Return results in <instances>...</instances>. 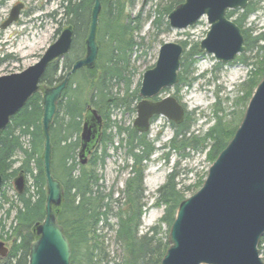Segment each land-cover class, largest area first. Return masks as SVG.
<instances>
[{"label": "trees", "instance_id": "trees-1", "mask_svg": "<svg viewBox=\"0 0 264 264\" xmlns=\"http://www.w3.org/2000/svg\"><path fill=\"white\" fill-rule=\"evenodd\" d=\"M99 1L101 10L95 35L97 59L91 69L80 67L70 74L50 123L51 173L62 188V203L56 220L70 244V264H161L170 245L168 234L175 212L180 202L187 197L184 192L193 188L198 190L207 173L193 185L181 186L178 182L180 172L173 168L156 190L154 205H164L162 216L156 224L141 232L142 215L147 206L143 195L144 171L158 149L157 138L150 139L148 131L140 133L131 123L124 124L115 116L119 112L122 115H134L135 105L140 100L141 78L133 87V76L137 72L135 61L138 59V55L135 53L133 57V53L143 45L144 36L139 38L143 26L142 9L136 15L130 13L136 0ZM183 2L166 0L158 3L153 16L150 13L146 16L152 29L168 31V14ZM92 7L93 0H58L56 10L47 14L53 20L59 17L56 35L64 26L72 28L70 50L62 58L48 64L39 80L40 90L10 117L7 127L0 130V209H3L7 218L14 212L8 231H4L5 226L2 225L5 239L13 241L7 256L0 259V264H27L30 245L36 235L35 227L43 222L46 181L42 160L45 137L41 124V89L58 84L72 64L85 55ZM260 9H263L260 1L249 0L246 8L227 12V18L233 19L241 29L245 46V52L237 56L235 61L248 68L246 78L234 97L232 111L225 113L217 100L213 104L212 125L199 134L191 128L198 120L194 117L195 111H188L182 104L185 107L183 122L179 125L171 121L167 123L173 134L168 143L162 145L168 151L166 158L172 151L180 158L205 152L206 159L213 163L233 138L243 119L247 102L264 76V25L260 30L246 26L250 15ZM155 31L154 34H157ZM179 43L183 47V55L175 92L182 88L188 90L203 76L196 74L195 70L198 57L204 54L199 50V42H191L186 38ZM162 92L167 93L169 89ZM175 98L180 101L179 96ZM88 108L97 111L103 126L98 144L82 164L78 155L80 132ZM109 148L113 152L122 148L125 155L121 169L127 170L128 176L123 187L116 192L114 187L106 188L102 182L101 171L110 156ZM17 163L19 165L14 167ZM20 171L26 182L23 192L19 194L16 191L9 196L6 185H10ZM28 178L31 185H27ZM111 218H115L114 224H111ZM162 224L166 230L162 231ZM110 227L114 230V244L119 251L113 256L105 246L103 233V228ZM263 249L264 235L259 241V254Z\"/></svg>", "mask_w": 264, "mask_h": 264}, {"label": "water", "instance_id": "water-1", "mask_svg": "<svg viewBox=\"0 0 264 264\" xmlns=\"http://www.w3.org/2000/svg\"><path fill=\"white\" fill-rule=\"evenodd\" d=\"M146 2V0H142ZM249 0H184L168 14L171 29L184 30L205 17L209 27L199 41V50L213 55L217 62L230 63L245 52L243 34L228 10L246 8ZM23 4L13 5L5 28L18 20ZM101 3L93 0L85 55L74 62L62 81L42 92V153L46 202L43 222L35 227L27 264H70V244L56 214L62 203V188L51 173L50 123L57 101L71 73L80 67L91 69L97 59L96 31ZM70 26L64 27L37 61L20 72L0 76V130L28 99L39 90L40 78L49 63L68 54L73 39ZM180 43L165 42L157 51L155 66L146 69L139 85L133 127L147 132L153 117L160 116L177 125L183 122L185 108L172 95L153 100L162 90L173 88L183 55ZM243 119L233 138L208 168L203 185L180 202L169 230V248L161 264H264L259 254L264 235V76L253 90ZM103 121L95 109L88 108L80 135L79 159L85 163L101 137ZM2 184L0 175V187ZM19 194L25 187L23 173L14 178ZM8 249L0 242V257Z\"/></svg>", "mask_w": 264, "mask_h": 264}, {"label": "rangeland", "instance_id": "rangeland-1", "mask_svg": "<svg viewBox=\"0 0 264 264\" xmlns=\"http://www.w3.org/2000/svg\"><path fill=\"white\" fill-rule=\"evenodd\" d=\"M148 1V2H147ZM260 1L261 7L258 12L250 15V19L246 26H253L260 30L264 25V0ZM0 76L11 74L24 70L27 66L34 64L37 59L43 54L47 46L52 43L57 35L55 31L58 28V18L53 20L47 14L53 12L58 7V0H0ZM164 3L166 0H136V5L130 13L136 15L142 9V30L139 38L142 39V46L139 51L133 53V57L138 55L135 61L137 72L133 76V87L142 79V74L146 69L154 67L157 58V51L165 42H178L189 39L191 42H199L204 38L209 24L203 16L196 22L195 25L189 26L184 30L171 29L168 31L159 32L152 29L149 19L146 18L150 13L153 16L156 5ZM23 4L18 20L13 24L1 28L3 22L12 9L13 5ZM153 18H151L152 20ZM65 27V26H64ZM154 31L157 34H154ZM141 40V39H138ZM145 52V53H144ZM144 53V54H143ZM195 70L196 74H202L191 88L186 90L182 88L175 92V88H168L169 92H161L158 97L165 98L168 94L179 96L180 101L189 111H195V116L198 120L191 127L196 133H203L212 125V109L213 104L218 100L219 105L225 109V113L232 111V103L234 97L240 89L242 81L246 78L248 68L237 61H230L229 64L217 62L213 55L204 53L198 57ZM220 64V66L218 65ZM44 89V88H43ZM42 90V89H41ZM175 96V97H176ZM249 101V100H248ZM136 113L132 116L126 113L122 115L121 112L117 114L116 119L121 120L124 124L134 121ZM114 116L111 117V120ZM168 121L160 116L154 118L148 129V137L150 139L157 138L156 147L158 149L149 159L144 171V202H146V210L142 215L141 232L146 231L153 224H156L162 216L164 205H154L156 201V190L163 184L169 175L170 171L175 168L180 175L178 182L180 185H193L198 179H201L204 173H207L208 168L212 164L206 159L205 152L191 153L189 157H179L176 152H170L168 158L167 148H162L164 143H168L169 138L173 134V130L167 124ZM113 132V131H112ZM117 143V142H116ZM115 143V145H116ZM124 150L118 149L113 152L112 148L108 149L110 156L105 161V167L102 169L103 185L106 188L114 187V192L118 188L123 187V182L127 178V170L121 169L124 164ZM19 164H15L17 167ZM192 171V172H191ZM29 179V178H28ZM27 185H31V180L27 181ZM9 196L13 195L16 190L13 181L6 188ZM194 189V188H193ZM190 189L185 191V195L191 196L195 190ZM1 202V201H0ZM14 212H11L9 218L6 217L3 209H0V242L8 249L12 246V239H5L6 235L2 232V225L4 231H8L11 224ZM111 224L115 223V218L110 219ZM162 231L166 230L163 224ZM105 234V246L110 252L111 256L119 254L117 247L114 244V230L113 228H103ZM37 238V234L35 235ZM8 253V252H7ZM7 256V254H6ZM5 258V257H3ZM0 257V259H3ZM261 258L264 260V249L261 252ZM112 264V263H111Z\"/></svg>", "mask_w": 264, "mask_h": 264}, {"label": "flooded vegetation", "instance_id": "flooded-vegetation-1", "mask_svg": "<svg viewBox=\"0 0 264 264\" xmlns=\"http://www.w3.org/2000/svg\"><path fill=\"white\" fill-rule=\"evenodd\" d=\"M1 3V2H0ZM228 12V11H227ZM226 16H227V13H226ZM67 73V72H66ZM158 97V96H157ZM156 97V98H157ZM156 98H154L153 100H155ZM160 99V98H159ZM158 100V99H157ZM157 100H155V101H157ZM154 118H156V117H153L152 119H154Z\"/></svg>", "mask_w": 264, "mask_h": 264}, {"label": "bare ground", "instance_id": "bare-ground-1", "mask_svg": "<svg viewBox=\"0 0 264 264\" xmlns=\"http://www.w3.org/2000/svg\"><path fill=\"white\" fill-rule=\"evenodd\" d=\"M59 34V33H58Z\"/></svg>", "mask_w": 264, "mask_h": 264}]
</instances>
